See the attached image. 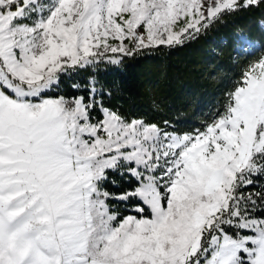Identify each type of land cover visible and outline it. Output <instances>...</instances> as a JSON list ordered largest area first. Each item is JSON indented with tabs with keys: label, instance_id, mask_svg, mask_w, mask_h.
Masks as SVG:
<instances>
[{
	"label": "snow or ice",
	"instance_id": "obj_1",
	"mask_svg": "<svg viewBox=\"0 0 264 264\" xmlns=\"http://www.w3.org/2000/svg\"><path fill=\"white\" fill-rule=\"evenodd\" d=\"M262 4L0 0V264H264V54L187 130L92 71Z\"/></svg>",
	"mask_w": 264,
	"mask_h": 264
},
{
	"label": "trees",
	"instance_id": "obj_2",
	"mask_svg": "<svg viewBox=\"0 0 264 264\" xmlns=\"http://www.w3.org/2000/svg\"><path fill=\"white\" fill-rule=\"evenodd\" d=\"M264 4L226 16L182 45L159 46L119 66L101 64L98 78L126 116L172 122L187 130L221 106L241 70L264 54ZM84 75V74H82Z\"/></svg>",
	"mask_w": 264,
	"mask_h": 264
},
{
	"label": "rangeland",
	"instance_id": "obj_3",
	"mask_svg": "<svg viewBox=\"0 0 264 264\" xmlns=\"http://www.w3.org/2000/svg\"><path fill=\"white\" fill-rule=\"evenodd\" d=\"M262 27H264V24L261 23ZM193 127H196L195 125H191L188 129H191ZM111 179L116 180L118 183H122L121 181V177H119L118 175L113 174L111 177ZM127 185H124V187H126ZM109 187L111 188L112 191L114 192H119L123 190V187L117 188V187H113L112 185H109Z\"/></svg>",
	"mask_w": 264,
	"mask_h": 264
}]
</instances>
